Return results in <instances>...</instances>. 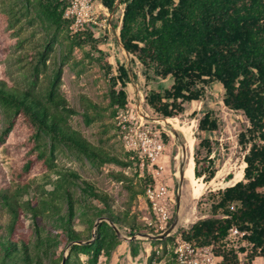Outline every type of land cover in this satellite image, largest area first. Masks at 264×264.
Listing matches in <instances>:
<instances>
[{"label": "trees", "instance_id": "trees-1", "mask_svg": "<svg viewBox=\"0 0 264 264\" xmlns=\"http://www.w3.org/2000/svg\"><path fill=\"white\" fill-rule=\"evenodd\" d=\"M21 1L27 11L33 7L42 25L53 32L51 40L31 54L25 87L0 78V113L5 119L0 147L12 131L24 125L27 128L26 161L16 176L22 182L19 189L10 188L0 161V204L9 212L8 222L0 231V264H98L103 256L111 258L120 244L119 229H128L131 237L153 230L129 211L118 212L113 196L89 180L78 193L73 188L77 173L55 163L56 151L64 147L97 166L139 165L140 161L129 158L132 152L124 160L87 140L71 125V117L78 112L60 93L63 65L69 63L75 49H97L100 40L91 31L69 34V21L64 18L69 0ZM117 1L102 3L112 11ZM122 4L119 37L123 48L155 77L173 80L163 91L151 90L145 95V106L151 112L163 119L178 117L186 103L201 100L205 87L218 83L223 88L225 107L241 112L249 122L239 135L240 144L247 150L243 179L203 195L198 207L205 203L208 216L182 230L179 236L152 240V245L158 247L151 251L147 264L164 259L176 264L173 248L179 238L197 246H212L221 264H256L258 258L264 264V0H120ZM57 43L62 46L64 59L49 71L47 61ZM95 60L110 83L109 103L103 107L89 101L84 112L88 124L101 121L106 111L115 118L126 108V87L131 82L125 65H119L114 76L108 62ZM219 128V120L210 111L199 119L198 129L203 133ZM201 151L205 153L203 158ZM212 151V140L202 138L194 153L195 175H205L207 181L216 173ZM38 161L57 173L58 179L51 192L22 200V192L30 186L28 175ZM148 168L149 163L138 189L126 184L132 197L145 195L152 184ZM114 175L121 177L119 180L128 179L122 172ZM87 198L103 206L90 205ZM28 213L30 227L26 226ZM78 218L87 224L86 235L75 228ZM233 227L246 234L236 246H228L227 237ZM67 247L69 253L65 256L63 248ZM140 247L138 239L130 241L133 257L138 256Z\"/></svg>", "mask_w": 264, "mask_h": 264}, {"label": "rangeland", "instance_id": "rangeland-1", "mask_svg": "<svg viewBox=\"0 0 264 264\" xmlns=\"http://www.w3.org/2000/svg\"><path fill=\"white\" fill-rule=\"evenodd\" d=\"M96 3L98 4L99 0ZM96 9L97 21L103 25L94 26V28L88 27L84 32L91 31L94 38L100 40L97 49H91L90 46H86L84 50L76 48L69 63L63 65L60 93L78 112L71 117L70 123L94 145L107 148L124 160L135 158L133 156L128 158L129 151L121 128L118 127L116 117L109 116V111L104 113L101 121L98 120L91 124L86 123L84 118L89 101L103 107L109 103L110 83L100 63L95 59L103 58L108 62L114 76L118 74V66L125 65L131 77V82L126 87L128 106L135 108L139 102L142 104L143 114H148L144 120L146 127L165 145L164 156L157 160L163 169H159L158 165H154L152 168L147 162L149 163L148 173L153 177L151 185L158 183L168 188L167 203L170 206L171 215L167 230L176 222L171 235L179 236L182 230L189 229L197 220L208 216L205 213V208H207L205 203L198 207L202 196L211 191L231 186L230 181L237 172L242 170L247 150L240 144L239 135L249 126V122L241 112L225 107L223 88L218 83L206 86L201 100L185 104V111L178 118L182 125L192 126L195 138L193 154L202 138L212 140L213 151L210 158H212L213 168L216 170L214 178L210 181L205 179V175L198 177L208 185L203 194L199 198H195L191 180L185 177L182 182L180 181L181 169L185 167L187 161L183 151V145H186L187 148L185 133L180 128L174 127L172 123L167 122V119L156 116L145 106L143 100L151 90L163 91L170 87L173 82L172 77L167 79L155 77L153 72L147 71L123 49L119 34L124 4L118 5L114 13L109 9L107 11L97 7ZM52 32L51 29L42 25L33 7L27 11L21 0H0V78L17 86L25 87L31 54L51 40ZM69 34L73 35L70 30ZM63 36L65 37L61 33V40L64 39ZM54 49L47 61L49 71L60 65L61 60L64 59L62 46L57 43L54 45ZM86 51H90L92 57L85 55ZM208 111L217 117L220 128L215 132L203 133L198 129V122ZM133 113L137 117L136 109ZM4 127L5 119L0 113V131ZM175 131L178 133L177 136ZM25 134H27L26 125L12 131L6 138L5 144L0 147V161L10 179L12 190L19 189L22 185L16 176L18 171L23 169V163L26 161ZM204 155V151H201L202 158ZM55 163L61 168L77 173L73 188L78 193L81 192L84 181L89 180L113 196L118 212L127 210L131 215H135L139 222L152 228L153 231L149 233L150 235L164 233L156 225V216L146 193L134 198L126 185L131 183L136 189L140 187V177L143 175L140 164L137 165L133 162L126 166L118 163H105L97 166L85 156L77 155L76 152L64 147L56 151ZM157 169L160 170V173H155ZM116 172H122L128 179L119 180L121 177L115 176ZM56 179H58V174L51 171L42 161H38L28 175L27 180L30 186L22 192V200L35 196L40 197L42 194L51 192ZM212 180H215L214 184H211ZM178 195H180L179 206ZM85 200L90 205L103 206L95 199L87 198ZM66 209L67 205H65L64 211ZM8 219L9 212L0 204V231L4 230ZM26 226H32L30 213L26 217ZM75 228L84 231L85 235L87 234V224L82 219L78 218L75 221ZM94 232L95 229L92 231L93 235ZM119 234L120 244L113 251L111 258L107 259L103 256L98 264H147V258L151 251L158 247L152 245V240H157L156 238L136 234L135 239L141 242V247L138 256L133 257L130 253V241L133 236H129V231L126 228L119 229ZM63 249L64 255L67 256L68 247ZM82 258L85 259V257ZM47 262H49L48 259ZM157 264L168 263L164 259ZM256 264H261L260 260H257Z\"/></svg>", "mask_w": 264, "mask_h": 264}, {"label": "built area", "instance_id": "built-area-1", "mask_svg": "<svg viewBox=\"0 0 264 264\" xmlns=\"http://www.w3.org/2000/svg\"><path fill=\"white\" fill-rule=\"evenodd\" d=\"M69 0V4L64 12V18L69 21V30L74 35L84 32L88 27L103 25L97 21L95 13L97 8L107 11L108 8L102 3V0ZM144 100V99H143ZM136 109L137 117L134 116ZM143 106L139 102L135 108L127 106L117 115L116 120L118 127L121 128L126 143L127 150L137 157L140 166L144 170L147 162L152 168L158 165L159 169L163 166L157 163L159 157L164 156L165 145L158 140L145 125ZM157 169L155 173H160ZM168 188L165 185H150L146 190V197L151 204L156 216V225L162 232L167 231V225L171 212L167 203ZM237 227L231 228L227 237L228 246H236L239 238L245 236ZM171 235V234H170ZM176 264H221L222 259L219 257L212 246H197L192 242L179 238L173 248Z\"/></svg>", "mask_w": 264, "mask_h": 264}, {"label": "bare ground", "instance_id": "bare-ground-1", "mask_svg": "<svg viewBox=\"0 0 264 264\" xmlns=\"http://www.w3.org/2000/svg\"><path fill=\"white\" fill-rule=\"evenodd\" d=\"M167 122L172 123V125L176 128H180L186 135L187 138V157H186V165L183 169V174L186 178L190 179L193 185V195L195 198H199L207 187V183L204 180L198 179L195 175V159H194V143L195 138L193 136L192 126L182 125L178 117L175 118H167ZM247 163L244 161L243 168L230 181L231 185L235 184L236 182L240 181L244 177V169ZM215 180L211 181V184H214Z\"/></svg>", "mask_w": 264, "mask_h": 264}, {"label": "water", "instance_id": "water-1", "mask_svg": "<svg viewBox=\"0 0 264 264\" xmlns=\"http://www.w3.org/2000/svg\"><path fill=\"white\" fill-rule=\"evenodd\" d=\"M119 3H120V0H118L117 1V3H116V5H115V7H114V9L112 10V13H114L115 12V10H116V8H117V6L119 5ZM119 40H120V37H119ZM120 42H121V40H120ZM121 45H122V43H121ZM122 47H123V45H122ZM124 49V48H123ZM125 50V49H124ZM126 51V50H125ZM126 53H128L127 51H126ZM148 117V116H147ZM175 134H176V136L178 135V133L175 131ZM183 151H184V157L186 158L187 157V148H186V145H183ZM183 169L184 168H182L181 169V176H180V181L182 182L183 180H184V178H185V176H184V174L182 173L183 172ZM234 185V184H233ZM177 202H178V206L180 205V195H178L177 196ZM102 220V219H101ZM175 226H176V222H174L173 223V225L167 230V231H165L164 233H162V234H159V235H150V234H141L142 236H145V237H153V238H156V239H163V238H165V237H168V236H170V234L173 232V230H174V228H175ZM95 233V232H94ZM134 238H136V236H133L131 239H134Z\"/></svg>", "mask_w": 264, "mask_h": 264}, {"label": "crops", "instance_id": "crops-1", "mask_svg": "<svg viewBox=\"0 0 264 264\" xmlns=\"http://www.w3.org/2000/svg\"><path fill=\"white\" fill-rule=\"evenodd\" d=\"M257 260H258V261L260 260V263L263 264V261H262L261 258H258ZM257 260H256V261H257Z\"/></svg>", "mask_w": 264, "mask_h": 264}]
</instances>
